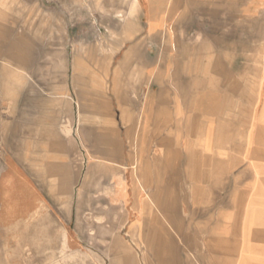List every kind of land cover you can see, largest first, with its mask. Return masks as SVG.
<instances>
[{"label": "crops", "instance_id": "obj_1", "mask_svg": "<svg viewBox=\"0 0 264 264\" xmlns=\"http://www.w3.org/2000/svg\"><path fill=\"white\" fill-rule=\"evenodd\" d=\"M129 2L134 35L110 102L94 95L93 135L86 77H47L25 105L16 90L0 123V264H70L88 170L96 210L108 189L141 246L128 264H264V0Z\"/></svg>", "mask_w": 264, "mask_h": 264}, {"label": "rangeland", "instance_id": "obj_2", "mask_svg": "<svg viewBox=\"0 0 264 264\" xmlns=\"http://www.w3.org/2000/svg\"><path fill=\"white\" fill-rule=\"evenodd\" d=\"M133 3L0 0V123L15 121L16 90L19 95L24 92L25 105L31 100V91H35V96L46 97L47 77H54L56 86L63 81L70 83L73 77H86L84 116L87 131L93 135L95 115L90 112L95 105L94 95L102 93L103 99L110 102L107 77H111L119 47L133 38L132 32L125 33V27L135 25L136 19L126 17L125 12ZM58 94L55 93V107L61 110L62 99ZM20 109L19 103V112ZM93 177V170H88L86 235L81 228V247L78 242L76 247L71 245L70 264H128L132 260L127 257L128 250L141 246L137 242L128 243L125 212L110 209L108 189H104L103 202H99L96 210ZM74 229L72 225V236ZM138 260L147 261L135 258L136 264ZM61 262L62 259L56 258L54 264Z\"/></svg>", "mask_w": 264, "mask_h": 264}]
</instances>
